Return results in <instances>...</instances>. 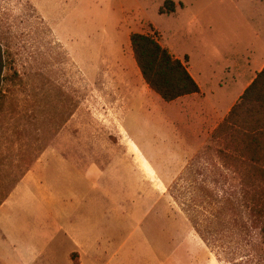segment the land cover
I'll return each mask as SVG.
<instances>
[{
	"label": "rangeland",
	"instance_id": "374dc122",
	"mask_svg": "<svg viewBox=\"0 0 264 264\" xmlns=\"http://www.w3.org/2000/svg\"><path fill=\"white\" fill-rule=\"evenodd\" d=\"M165 1L0 0V203L48 147L123 161L114 194L134 181L136 203L188 220L218 264H264V184L211 139L191 156L174 143L175 107L144 84L129 42L154 36L207 78L264 28V0H170L174 12L160 14Z\"/></svg>",
	"mask_w": 264,
	"mask_h": 264
},
{
	"label": "crops",
	"instance_id": "0c3cea01",
	"mask_svg": "<svg viewBox=\"0 0 264 264\" xmlns=\"http://www.w3.org/2000/svg\"><path fill=\"white\" fill-rule=\"evenodd\" d=\"M219 62L215 70L209 66L205 78L187 57L199 92L170 102L176 114L170 135L190 151L188 156L210 140L263 72L264 28L254 29L244 52H224ZM261 81L249 109L239 112L251 127L264 126V103L254 101L264 95ZM107 160L54 147L42 151L0 203V264H58L60 258L75 264L72 255L78 264H218L188 220L162 217L158 202L146 208L136 203L134 181V193L121 189L114 194L113 175L127 169L123 161L116 169L115 160ZM129 194L134 195L131 203L124 199Z\"/></svg>",
	"mask_w": 264,
	"mask_h": 264
},
{
	"label": "trees",
	"instance_id": "16d2710c",
	"mask_svg": "<svg viewBox=\"0 0 264 264\" xmlns=\"http://www.w3.org/2000/svg\"><path fill=\"white\" fill-rule=\"evenodd\" d=\"M174 10V2L167 0L159 13L169 14ZM129 42L144 84L162 101L170 103L199 92L198 85L187 71L186 56L184 62L175 58L154 36L148 34L132 33ZM263 79L264 70L210 138L211 142H216L221 147L218 153L222 157L232 156L238 162V167L245 170L246 177L259 184H264V126L247 125L248 119L241 120L239 112L243 108L249 109L257 85ZM254 101L263 107L264 95ZM261 232L264 233V216ZM71 259L78 264L75 255Z\"/></svg>",
	"mask_w": 264,
	"mask_h": 264
},
{
	"label": "bare ground",
	"instance_id": "6f19581e",
	"mask_svg": "<svg viewBox=\"0 0 264 264\" xmlns=\"http://www.w3.org/2000/svg\"><path fill=\"white\" fill-rule=\"evenodd\" d=\"M131 142V141H130ZM131 145L134 147L135 150H137V146L131 142ZM141 158V164L144 168V172H145V175L151 180V181H154L155 180V172L154 170L150 167V165L148 164V162L142 158V156H140Z\"/></svg>",
	"mask_w": 264,
	"mask_h": 264
}]
</instances>
